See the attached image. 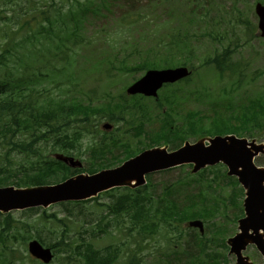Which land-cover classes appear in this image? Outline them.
<instances>
[{
    "label": "trees",
    "instance_id": "1",
    "mask_svg": "<svg viewBox=\"0 0 264 264\" xmlns=\"http://www.w3.org/2000/svg\"><path fill=\"white\" fill-rule=\"evenodd\" d=\"M164 1L166 0H152L150 6L152 16L148 12L144 14L142 9H134L123 16L124 22L120 20L127 26H139L141 23L142 26H149L150 22L155 20L151 32L154 40L149 41L150 37L143 34L139 36L138 43L132 45L140 53L139 59L146 68L161 67V63L172 66L180 63L183 57L184 64L188 63L189 57L196 50L191 26H201V29H204L203 26L208 29L212 26V21L209 20L210 3L206 7L200 5L198 9L191 8L188 16L181 13L179 16H183V19L170 25L171 22L161 20L163 15L169 12L162 14L157 11L158 4ZM76 2L81 5L80 1ZM46 19L53 23L50 18ZM246 24L252 26L249 21H246ZM22 27L27 28L24 38L20 42L7 41L0 54V186H40L71 176V170L67 165L50 158L44 152L52 148L71 154L81 137L92 132L93 117L96 115L103 117V114H96L98 110L87 105L79 93H75V88L80 86L72 83L76 71L69 74L56 73L54 64L48 62H45V71L44 68L40 69L43 52L55 47L59 51L69 53L72 48L69 43L78 44L73 38L78 36L76 33L78 31L74 30V33L68 31L71 35H68L67 39L59 37V33L57 35L54 33L57 36V42H54L55 38L51 32L55 26H38L37 30H33L32 26ZM206 33L211 35L209 30ZM43 37L45 39L48 37L52 43L50 47L42 50L39 43H42ZM71 50L73 51V48ZM161 55H164L163 62L159 58ZM225 57H213L208 62L215 63L222 71L227 68ZM14 60L16 64L12 66ZM47 82L53 83L52 88L45 84ZM89 93L96 95L97 92L90 90L87 94ZM105 108L108 107L103 109ZM239 118L240 123L232 128L234 131L239 128H263L264 97L252 99ZM217 124L220 125L218 122ZM173 185L165 184L162 190L156 189L153 182L136 189L116 188L105 193L111 198L109 203L100 202L99 196L92 200L69 204L82 206L84 203L94 201L96 206L108 208L107 214L114 216L117 226L128 221L130 223L128 229L137 248L128 255L124 264H146L147 262L139 256L149 246L148 243L145 244V240H156L158 236L167 240L171 234L177 232L184 221L207 217L209 214L207 209H195L198 205L197 200L190 199V206L178 201V189ZM191 195L188 193L187 198ZM27 211L35 212L38 208ZM67 211L69 213L64 217L57 213L50 214L47 210L40 216L43 223L55 224L62 230L59 240L48 245L58 253L56 259L60 264H118L121 254L124 256L123 252H126L128 246L126 240L119 239L117 244L97 248L96 243L84 235L88 232L86 225L89 223H81L82 220L74 217L71 208ZM33 215L30 218L38 221ZM70 216H73L72 219ZM107 217L103 215L96 223L100 233L109 232L110 224L105 223ZM73 222L80 234L79 238L70 235ZM27 226H31L30 222L16 217L14 213H0V264L25 263L28 257L24 256L21 247H24L27 240L32 237L26 231ZM95 233L93 230L94 237ZM39 239L43 240V237ZM168 256L164 251L156 264H163L161 258ZM30 261L32 264H40L32 259Z\"/></svg>",
    "mask_w": 264,
    "mask_h": 264
},
{
    "label": "rangeland",
    "instance_id": "2",
    "mask_svg": "<svg viewBox=\"0 0 264 264\" xmlns=\"http://www.w3.org/2000/svg\"><path fill=\"white\" fill-rule=\"evenodd\" d=\"M62 1L64 0H22L21 4L23 8H27L28 10L31 9L32 3H35L38 6V12H41L43 9L49 10V12L53 10L56 12V9L52 8L51 4L55 2L61 3ZM124 1L125 6L120 7ZM128 1L129 4H127L126 0H114L116 6L114 5L111 7V15L106 13V10L95 16L92 14L89 15L90 21L87 22L84 25V29H82L84 44L77 48V54L75 55V60L79 64L78 67L80 65L85 66L84 71L86 76L80 79L82 82L79 87L75 88V92L81 90L79 94L83 95L90 88L97 86V83L93 78L98 77L95 76L102 73L99 76V78H102L103 75H106V72H108L106 69L109 64L102 59L97 60V57L102 55L100 52L105 48L108 49V43L105 41V36L110 41L111 39L115 40L116 51L119 46H123L122 42L132 41V37L138 35L136 31H134L135 34L134 32L130 33L128 30L130 27L126 28L120 25L121 16L130 9L128 5L133 4L132 0ZM207 1L208 0H171V2L165 4L159 3L161 6L158 7L157 11L158 13L163 14L165 13L164 10L171 9L175 12V10H177L176 5H180L183 2L187 5L182 9L185 12L188 10V6L191 5L192 2L194 3V6L197 7L200 5L205 6ZM135 4H137L139 9L142 8L144 14L148 12L151 16L153 15L152 10L147 9L149 0H137ZM255 4L256 0H218V2H214V4L209 7V13L211 15H214L215 13L221 15L220 23L224 28L222 29V35L225 36V39L223 40L224 43L218 44V42H215V44H212L206 34L198 36V49L196 56L199 58H202L203 54L205 55L213 52L217 48L221 49L222 46L238 44L235 51V59L240 62L241 69H243L245 73L243 76L246 78L241 84L240 89H238V83L230 82L227 75L222 76L220 73H204L201 77H193L194 79H191L190 86L185 89L183 93L174 95L168 101H164V103H162L163 105H159V103L146 97L130 96V98H124V93L122 91L124 86L122 83V77H114L113 79L118 86L114 91L117 98L111 97L112 95H115L110 92L111 90H107L106 93L104 92L100 95L104 96L103 100L114 102L120 100V103H118L119 106L105 108L100 110L99 113L119 116L122 121L116 126V128H114V122L105 119L100 122L96 128L97 130L107 133H102L99 136L87 135L82 140L80 139L79 148L72 152L74 153L73 158L75 160H81L82 165L73 168L84 169L85 165L90 163V166L86 171L87 173L96 170L101 171L118 167L127 160L148 149L163 146H166L168 149H174L178 148L181 144L190 141L193 142L203 136L219 135L218 133L234 131L232 129L233 126L240 122L239 116L241 115V108L237 107L240 104L239 102H241L240 100L244 99L249 103L251 99L246 92L247 88L251 95L264 91V38L261 36L258 29V16L255 13ZM3 7L4 5L0 6V10ZM67 9L68 5H63V11L66 12ZM103 12L108 15V18L101 17ZM243 14L252 23L251 27L254 29L253 33L250 30H246V25L241 21V15ZM0 15L9 17V15H12V12L9 10V13ZM176 15L178 14L176 13ZM161 20L170 22L171 17L164 14ZM153 21L150 22V26H142L141 23L139 26H133V29L138 32L146 31L144 29L153 27L155 20ZM174 23L171 22L170 25H173ZM46 25L50 26L49 23H46ZM11 26L17 25L11 24ZM194 28L195 26L193 29ZM124 29L127 30L123 35L122 30ZM247 39L250 41L248 42ZM3 44L4 41L0 39V54L2 53ZM132 59L133 57L129 58V60ZM136 60L137 59L135 58V61ZM197 61L198 60H195L196 64H198ZM95 62H105L103 69L106 72L95 70L92 66ZM13 64H16L15 60L11 63L12 66ZM89 64H91L92 68ZM92 69H94L95 72H93ZM123 71L124 70H112V73L120 74ZM125 72V80L130 82V84L136 78H140L144 74L143 72ZM210 72L212 71L210 70ZM236 78L237 77H234V79ZM182 85L188 86L187 83ZM161 94L162 92L160 93V96ZM197 97L202 101H196L195 98ZM261 97L262 95L260 94L254 96L255 99ZM187 98H189V103L187 105L194 107L185 109L180 105V103ZM232 101H235L236 104L232 103ZM86 102L87 100H85V103ZM213 105L216 106V110L213 108ZM125 106H131L132 113H124ZM214 121L218 122L220 125L212 123ZM106 122L113 124L112 129L106 130L103 127ZM237 131L239 133L248 132L246 128H239ZM245 137L259 142L264 139V131L254 136L248 134ZM95 142H102L106 145L104 147H101L102 145H97L96 147L98 149L91 154L92 157L90 159L88 146ZM56 155L54 154L53 156ZM56 157H61V155ZM255 162L257 165L264 166V154L259 156ZM192 166L187 165L184 167L172 168L171 171L166 173L154 172L152 173L153 175H151L150 180L155 184V188L160 190L163 183H172L183 176L189 175V172L193 173ZM186 181V178H182L177 182L176 188L184 187ZM199 184L204 186L212 184L213 189H211V193L209 192L210 196H215L217 193L219 194L217 197L218 207L214 210V215L212 217V222H214L216 226L212 225L210 222H207L206 224L204 223V231L202 233V236L206 239L204 241L206 246L204 252L214 254L221 253V256L216 259V264H238L236 261V255L231 253L229 249L227 251L225 247L217 246L215 243L216 239L213 235L217 228L224 229L225 233L222 234V236H219V238L222 237V243L228 239L227 246H232V238L241 233L239 218L242 213V203L244 202L245 197L240 191L238 181L226 173V169L222 164H218L209 168L205 175H200ZM195 186L194 183H190L186 187L187 190H184L183 193L179 195V198L184 200V194L189 190L197 192V187L195 188ZM108 201L109 198L105 196L100 202L107 203ZM104 207L96 206L95 202H90L83 208H74V217L80 218L78 220H82L81 223H85L84 220L92 222L88 227L90 228L97 223L96 220H100V218L106 213L105 209L108 208L106 206ZM46 210L50 213L57 212L60 216H65L68 213V211L65 210V205H53L46 208ZM38 213L42 214L43 210L38 211ZM72 217L73 216H70V219H72ZM113 217L114 216H109L105 221L109 222V230L111 233H100L99 229H96V237H94V235H89L88 237L96 243L98 248H104L112 243L110 237L111 234L116 237L117 241L119 239L126 240L128 246L126 252L123 253L124 257H121V260L119 261V264H123V260L128 257L131 250L137 248V245L132 239V235L128 229L130 223L126 221L121 226H117L116 219H113ZM73 224H75V222H73ZM188 225V223L185 224L186 227H189ZM186 227L183 226L181 229L182 236L180 239L181 245L179 246V250L168 254V257H162L163 264H192L193 262L198 263L202 260L210 261V258H206L204 253L201 255L194 254L199 252L200 249V236L199 234H194L195 231L199 232V229L189 227L196 229L193 231ZM90 230H92V228ZM75 231L76 229L74 227L71 235H76ZM40 233L44 237V240L49 243L50 241L54 242L59 239L61 229L57 228L55 224H48L41 227ZM132 234H134V232ZM171 237L175 238L174 235ZM203 237H201V239H203ZM145 243H148L149 246L140 256L147 262L146 264H156V262H158V251L160 249L165 250L168 241L166 238L158 236L156 240H145ZM124 247L125 246H123V248ZM244 255L248 256L253 261V264H264L263 257L253 245H249L244 250ZM26 264L31 263L27 261ZM54 264L58 263L55 261Z\"/></svg>",
    "mask_w": 264,
    "mask_h": 264
},
{
    "label": "water",
    "instance_id": "3",
    "mask_svg": "<svg viewBox=\"0 0 264 264\" xmlns=\"http://www.w3.org/2000/svg\"><path fill=\"white\" fill-rule=\"evenodd\" d=\"M257 13L260 16V29L264 36V6L260 3L257 5ZM188 74L185 67L149 71L144 78L131 86L128 92L156 96L158 89L164 83L178 81ZM210 142L211 145L208 147L201 142L186 144L174 152L157 148L147 150L119 168L94 175H80L56 186L32 189L1 188L0 211L8 212L37 205L49 206L64 200H85L114 187L133 183L139 186L145 182V174L157 170L186 163H195L198 169L207 164L223 161L229 165L231 173L237 174L249 190L246 200L248 218L242 220V229L245 232L249 228L255 232L264 230V169L256 167L253 163L254 156L263 152L264 146L248 144L247 141L234 137H217ZM254 240L264 251L261 238L257 236ZM235 243L234 250L240 253L244 243L240 240H235ZM30 251L45 263H49L53 258L51 249L43 248L38 241L30 243Z\"/></svg>",
    "mask_w": 264,
    "mask_h": 264
},
{
    "label": "bare ground",
    "instance_id": "4",
    "mask_svg": "<svg viewBox=\"0 0 264 264\" xmlns=\"http://www.w3.org/2000/svg\"><path fill=\"white\" fill-rule=\"evenodd\" d=\"M260 234H262L263 235V237H264V233L261 231L260 232ZM248 237H250L251 238V236L249 235ZM249 239V238H248ZM250 240V239H249ZM250 242V241H249ZM246 263H250V261H248V260H246Z\"/></svg>",
    "mask_w": 264,
    "mask_h": 264
}]
</instances>
